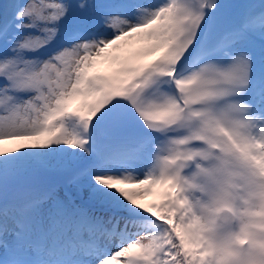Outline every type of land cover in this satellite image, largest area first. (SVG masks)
Instances as JSON below:
<instances>
[{
    "label": "snow or ice",
    "instance_id": "6c2138e0",
    "mask_svg": "<svg viewBox=\"0 0 264 264\" xmlns=\"http://www.w3.org/2000/svg\"><path fill=\"white\" fill-rule=\"evenodd\" d=\"M217 153L264 167V0L0 2V264H207Z\"/></svg>",
    "mask_w": 264,
    "mask_h": 264
},
{
    "label": "clouds",
    "instance_id": "9594fccd",
    "mask_svg": "<svg viewBox=\"0 0 264 264\" xmlns=\"http://www.w3.org/2000/svg\"><path fill=\"white\" fill-rule=\"evenodd\" d=\"M203 164L214 169L197 173L185 199L190 223L207 241V264H264V167L238 155L217 153Z\"/></svg>",
    "mask_w": 264,
    "mask_h": 264
},
{
    "label": "rangeland",
    "instance_id": "374dc122",
    "mask_svg": "<svg viewBox=\"0 0 264 264\" xmlns=\"http://www.w3.org/2000/svg\"><path fill=\"white\" fill-rule=\"evenodd\" d=\"M0 2H2V0H0ZM72 3H79V0H71ZM94 2H99V0H94ZM145 2L148 3H153V2H157V0H145ZM220 2L222 3H233V4H246V3H256L258 4L260 2V0H220ZM101 70H108V65L107 64H102L100 65ZM7 146V145H6ZM50 181L52 182H62V178L58 177V176H51L48 178ZM63 191L64 188L63 186H61L60 188V194L63 195ZM25 193L24 192H18L16 193L17 196H23ZM85 197L87 196V192H85ZM156 199L155 195H150V196H146L143 197L141 201L139 202H143L145 204L151 202L152 200Z\"/></svg>",
    "mask_w": 264,
    "mask_h": 264
}]
</instances>
